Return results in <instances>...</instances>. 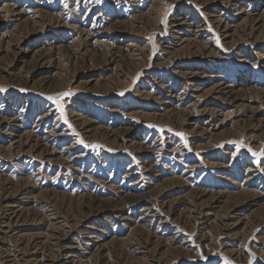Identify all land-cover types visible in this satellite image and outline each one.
<instances>
[{
    "label": "rangeland",
    "instance_id": "obj_1",
    "mask_svg": "<svg viewBox=\"0 0 264 264\" xmlns=\"http://www.w3.org/2000/svg\"><path fill=\"white\" fill-rule=\"evenodd\" d=\"M0 264H264V0H0Z\"/></svg>",
    "mask_w": 264,
    "mask_h": 264
},
{
    "label": "bare ground",
    "instance_id": "obj_2",
    "mask_svg": "<svg viewBox=\"0 0 264 264\" xmlns=\"http://www.w3.org/2000/svg\"><path fill=\"white\" fill-rule=\"evenodd\" d=\"M185 21H186V20H185ZM219 24H220V23H219ZM189 27H190V26H189ZM226 37H227V36H226ZM227 87H231V86H227ZM218 88H219V87H218ZM223 88H224V87H223ZM221 89H222V87H221ZM214 90H215V89H214ZM218 92H219V91H218ZM165 104H166V105H170L169 103H165ZM171 108H172V107H171ZM173 108H174V107H173ZM169 110H170V109H169ZM169 110H168V111H169ZM172 110H173V109H171L170 112H171ZM173 179H174V178H173ZM68 260H69V259H68Z\"/></svg>",
    "mask_w": 264,
    "mask_h": 264
},
{
    "label": "snow or ice",
    "instance_id": "obj_3",
    "mask_svg": "<svg viewBox=\"0 0 264 264\" xmlns=\"http://www.w3.org/2000/svg\"><path fill=\"white\" fill-rule=\"evenodd\" d=\"M65 95H68L67 93H65ZM49 99H51V97H49ZM61 111H63V108L61 107ZM255 155V154H254Z\"/></svg>",
    "mask_w": 264,
    "mask_h": 264
}]
</instances>
